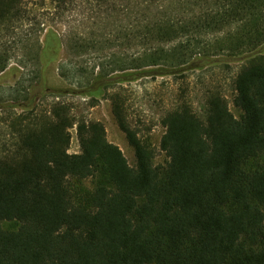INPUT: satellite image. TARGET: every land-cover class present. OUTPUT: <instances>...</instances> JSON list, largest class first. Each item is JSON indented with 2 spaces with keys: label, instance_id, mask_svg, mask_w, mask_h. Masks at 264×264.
<instances>
[{
  "label": "trees",
  "instance_id": "trees-1",
  "mask_svg": "<svg viewBox=\"0 0 264 264\" xmlns=\"http://www.w3.org/2000/svg\"><path fill=\"white\" fill-rule=\"evenodd\" d=\"M22 1L0 0V32ZM206 1L217 7L193 22L159 20L125 34L172 47L111 54L84 89L94 96L176 76L187 63L203 69L217 62L204 39L227 30L216 48L243 61L233 83L240 117L218 89L201 114L183 98L162 119V162L120 91L109 98L134 167L103 123L77 117L64 101L42 106L43 83L4 89L9 99L0 92V264H264V0ZM8 60L0 54V74ZM74 127L80 153L69 152Z\"/></svg>",
  "mask_w": 264,
  "mask_h": 264
},
{
  "label": "rangeland",
  "instance_id": "rangeland-1",
  "mask_svg": "<svg viewBox=\"0 0 264 264\" xmlns=\"http://www.w3.org/2000/svg\"><path fill=\"white\" fill-rule=\"evenodd\" d=\"M216 7L215 2L209 4L206 0H110L108 3L72 0L66 4L57 0H23L18 17L8 21L0 32V54L9 59L7 69L0 74V92L9 99L11 93L4 94V89L23 92L32 84L43 83L48 94L39 97L42 106L64 101L73 107L77 117L103 123L108 140L122 150L134 167V149L118 126L109 98L120 91L127 99L129 121L140 130L142 139L156 148L162 162L164 154L159 149L165 133L162 119L183 98L201 114L209 91L218 89L226 97L231 112L240 117L233 103V83L243 61L230 58L227 52L216 48L227 30L211 33L204 39L209 43V56L217 62L203 69L191 68L187 63L176 76H145L94 96L84 95V89L97 84L101 63L106 64L111 54L122 60L138 56L145 48L172 47V44H144L142 40L125 39V34L144 32L148 25L152 27L159 20L185 25ZM47 35L51 38L47 39ZM92 40L98 42L95 49L89 45ZM71 134L69 152L80 153L76 127L71 129ZM14 226L5 224L6 228Z\"/></svg>",
  "mask_w": 264,
  "mask_h": 264
}]
</instances>
